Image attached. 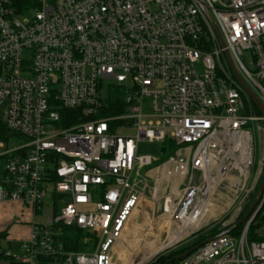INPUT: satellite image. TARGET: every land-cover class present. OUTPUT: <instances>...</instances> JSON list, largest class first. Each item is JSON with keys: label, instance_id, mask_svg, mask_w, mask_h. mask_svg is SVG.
<instances>
[{"label": "built area", "instance_id": "built-area-1", "mask_svg": "<svg viewBox=\"0 0 264 264\" xmlns=\"http://www.w3.org/2000/svg\"><path fill=\"white\" fill-rule=\"evenodd\" d=\"M226 51L264 105V0H0V124L13 133L0 138V203L41 211L49 185L61 199L22 254L5 256L112 264L132 221L151 212L173 231L164 240L224 207L234 222L221 228L235 225L263 172L264 114ZM105 79L117 85L104 99ZM130 127L134 136L120 134ZM141 142L158 153H140ZM263 206L264 193L239 234L212 237L179 264H264V240L250 239ZM59 224L94 233L96 250L64 252Z\"/></svg>", "mask_w": 264, "mask_h": 264}, {"label": "rangeland", "instance_id": "rangeland-1", "mask_svg": "<svg viewBox=\"0 0 264 264\" xmlns=\"http://www.w3.org/2000/svg\"><path fill=\"white\" fill-rule=\"evenodd\" d=\"M249 61L250 60L248 58L245 59L246 64H249ZM112 85L113 86L117 85V82L115 80H110V79L104 80L103 88L101 90V95L104 99L108 97L110 90L113 89ZM125 85L127 86V88H130L131 82L128 80L125 82ZM136 133L137 130L135 127H130L120 130V134L122 135L134 136ZM12 140H16V142L18 143H21L22 141L15 137ZM158 149L159 147L157 143L141 142L139 144L140 153L155 155L158 153ZM263 156H264V140L262 139L261 141L260 140L257 141V146H256L255 157H256L257 169L259 167V161ZM3 163H4L3 159L0 158V172H1V168L4 165ZM262 167H263V172L261 173L260 176L257 193L264 179V165ZM257 193L253 196L250 203H248V205L245 207L243 213L244 216L247 214V212L253 205ZM56 199L58 203L61 200L59 198H56L53 186L49 185L46 196L42 200V210L38 212V215L36 217V222L43 223L47 217L53 215L55 210ZM224 211H225V207L223 208V212L221 211L216 212L213 217L214 219L210 222L208 226H204L200 230H194L185 233L180 239L176 241V243H171L162 250L157 252L155 250H157V248L161 245L162 242L168 243L170 241L171 236L169 237L168 240H164V239L166 234L173 232L172 229L166 228L165 222H163L158 217L157 214H153L152 212L151 214L144 215L142 217L143 225L138 223L140 221L133 220L132 221L133 224L132 223L130 224L129 228L127 229V231L125 232V234L123 235V237L115 247L114 259L112 264H149L151 261H153V259L157 255L161 254L162 252L164 253H162L161 256H168L170 253L183 250L184 248L188 247L196 240L208 236V234H210L212 229L217 227H218L217 229H220L223 223H231L234 219V214H235L234 209H230L229 211H226V213H224ZM260 221L261 219L260 217H258L253 228L254 227H256V229L259 228L258 222ZM167 224L169 223H166V225ZM254 231L256 233V230ZM21 244L22 243L19 240H14L12 242L1 241L0 251L3 253L10 252L13 254H18V253L22 254L19 251ZM97 245L98 242L95 245L94 249L87 253L94 252L97 248Z\"/></svg>", "mask_w": 264, "mask_h": 264}, {"label": "trees", "instance_id": "trees-1", "mask_svg": "<svg viewBox=\"0 0 264 264\" xmlns=\"http://www.w3.org/2000/svg\"><path fill=\"white\" fill-rule=\"evenodd\" d=\"M113 113H115V112L113 110L112 111L110 110L108 113H106V115L107 114H113ZM12 135H13L12 132H10L6 127H4V125L0 124V138L7 139L8 137H11ZM56 198H58V197H56ZM58 210H59V203L56 199L54 213H57ZM258 217H260V219H261L260 222L264 221V206H263V209L261 210V212L258 214ZM235 224H236V222H235ZM58 227H60V232L57 236V240L62 244V249L64 252H67V253H87L89 251H92L98 242L94 233L85 232L75 225L65 226V225L59 224ZM242 227H243V223L237 225L232 230L231 233L232 234H239L241 232ZM217 228L212 229V231L210 232V234H208V236L196 240L195 242H193L191 245L184 248L183 250H179L177 252L170 253L168 256H161L162 253H164V252H162L161 254L157 255L153 259V261H151L149 264H179L182 259L177 260L176 257L178 255H181L185 251H188L192 248L201 246L202 244H204V242L208 238L215 237V236L221 234L223 231H225L222 228L221 229H217ZM255 229H256V227L251 228L250 239L264 240V236L258 237L256 235H254ZM9 259H10V264H25V263H22L20 261H16L13 258H9ZM65 260H66L65 257L56 258L54 256H49V255H41L39 257V263L40 264H63L65 262Z\"/></svg>", "mask_w": 264, "mask_h": 264}, {"label": "crops", "instance_id": "crops-1", "mask_svg": "<svg viewBox=\"0 0 264 264\" xmlns=\"http://www.w3.org/2000/svg\"><path fill=\"white\" fill-rule=\"evenodd\" d=\"M56 197L60 199L59 196ZM38 212H33L31 207L25 206L20 201L5 200L1 202L0 242H12L14 240H19L23 244L28 241L32 233V225L36 222ZM0 264H10V259L1 251ZM63 264L66 263L64 262Z\"/></svg>", "mask_w": 264, "mask_h": 264}, {"label": "water", "instance_id": "water-1", "mask_svg": "<svg viewBox=\"0 0 264 264\" xmlns=\"http://www.w3.org/2000/svg\"><path fill=\"white\" fill-rule=\"evenodd\" d=\"M205 14L207 16V18L209 19L213 29L215 30V32L217 33L219 39H220V42L222 44V46H225V42H224V39L222 37V34L219 30V27L217 26V24L215 23L213 17L211 16V14L209 13L208 10L205 9ZM226 55H227V58H228V61H229V64L232 68V71L237 79V81L239 82V84L242 86V88L245 90V92L251 97V99L255 102V104L259 107V109L262 111V113L264 114V105L263 103L261 102L260 98L255 94V92L249 87V85L245 82V80L243 79V77L241 76L240 72L238 71L237 67L235 66L234 62H233V59L230 55V53L228 51H226ZM264 193V179L261 183V186H260V189L256 195V198L253 202V205L251 206V208L249 209V211L247 212V214L245 216H243L235 225H233L232 227H230L229 229L223 231L221 234L219 235H225V234H228L230 233L237 225L243 223L248 215L253 211V209L255 208V206L257 205V203L260 201L262 195ZM212 239L211 238H208L205 242H208ZM204 242V243H205ZM198 247H195V248H192L188 251H185L184 253H182L181 255H178L176 257L177 260H181L185 257H187L189 254H191L193 251H195Z\"/></svg>", "mask_w": 264, "mask_h": 264}, {"label": "bare ground", "instance_id": "bare-ground-1", "mask_svg": "<svg viewBox=\"0 0 264 264\" xmlns=\"http://www.w3.org/2000/svg\"><path fill=\"white\" fill-rule=\"evenodd\" d=\"M133 224V223H132ZM140 224L141 225H143V222H140ZM161 224V223H160ZM139 225V224H138ZM168 226V225H167ZM163 227V226H162ZM165 227V226H164ZM160 229V228H159ZM185 233H187V230L185 229V230H180V233H179V235H183V234H185ZM179 235H177V236H179ZM177 236H174V237H170V241L168 242V243H165V242H162L161 243V245L157 248V250H155L156 252L157 251H160V250H162L163 248H165L166 246H168L169 244H171V243H173L174 241H176L177 240ZM145 258V257H144ZM146 259V258H145ZM143 263V262H142Z\"/></svg>", "mask_w": 264, "mask_h": 264}]
</instances>
